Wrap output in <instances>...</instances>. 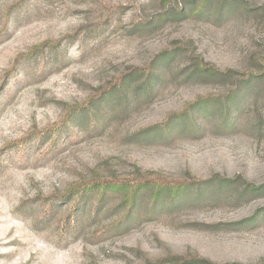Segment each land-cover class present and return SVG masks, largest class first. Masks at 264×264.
<instances>
[{
    "label": "rangeland",
    "instance_id": "rangeland-1",
    "mask_svg": "<svg viewBox=\"0 0 264 264\" xmlns=\"http://www.w3.org/2000/svg\"><path fill=\"white\" fill-rule=\"evenodd\" d=\"M181 262L264 264V0H0V264Z\"/></svg>",
    "mask_w": 264,
    "mask_h": 264
},
{
    "label": "trees",
    "instance_id": "trees-1",
    "mask_svg": "<svg viewBox=\"0 0 264 264\" xmlns=\"http://www.w3.org/2000/svg\"><path fill=\"white\" fill-rule=\"evenodd\" d=\"M166 183V181L164 180H160V181H154L153 182V186H154V191H153V194L155 196H157L161 190V188L164 186V184ZM185 183H182V182H175L173 185H172V188L174 190H176L177 188L179 187H182ZM110 186V185H109ZM111 188L113 189H118V190H121L123 192V195H125L124 197V200L127 202V203H130L132 204L133 201H134V197H135V194H136V190L137 188L139 187V184H133V185H128V184H123L122 187H117V186H114V184L112 186H110ZM101 188V186H100ZM106 188V187H105ZM104 190V188H103ZM102 190V191H103ZM179 264H189L188 262L187 263H184V262H181Z\"/></svg>",
    "mask_w": 264,
    "mask_h": 264
}]
</instances>
